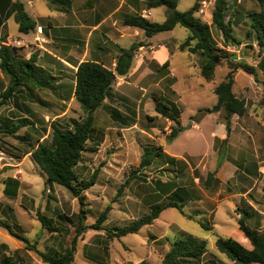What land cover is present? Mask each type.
I'll return each mask as SVG.
<instances>
[{"label":"rangeland","instance_id":"374dc122","mask_svg":"<svg viewBox=\"0 0 264 264\" xmlns=\"http://www.w3.org/2000/svg\"><path fill=\"white\" fill-rule=\"evenodd\" d=\"M196 1L199 8L202 1L211 2L203 14L195 13L201 22L211 25L215 0H178L177 9L185 12ZM224 1L225 21L232 19V33L241 44L226 45L213 25L210 32L216 47L228 54L229 61L256 68L255 75L240 69L234 73L232 92L244 101L245 115L231 117L229 134L222 113L200 117L196 122L190 120L199 109L216 104L213 91L229 68L227 61L222 60L212 81L201 78L204 59L179 49L189 35L188 30L177 26L154 37L157 46L165 45L171 54L169 66L164 69L156 67L157 61L151 63L145 54L155 42L143 34L132 38L130 44L143 43L145 47L134 52L129 73L116 79L107 99L95 112L93 131L74 170L79 179L88 180L99 169L95 185L84 192L83 207L69 191L48 183L31 158L30 153L39 143L51 146L53 124L68 131L86 118L74 98V70L50 63L44 51L56 49L49 42H36L43 47L37 50L42 56L36 63L46 69L40 78L47 80L51 75L55 80L48 88H24L23 94L18 92L0 105V220L6 221L16 235L26 238L30 246L0 227V261L10 256L14 257V264H44L40 253L61 254L70 247L80 226L81 209L82 225L90 226L107 206L111 210L103 229L87 230L79 236L74 264H160L174 240L186 235L206 242V254L200 264H234L218 252L217 238L233 239L251 248L241 238L238 219L240 211L250 206L259 216L248 220L247 225L259 231L264 229V50L260 51L251 29L252 17L260 13L261 5L259 0ZM141 4L147 8L146 1ZM25 7L30 13V8ZM38 10L40 14L47 12L44 6ZM151 11L152 23L165 21L164 8ZM14 25L13 38L18 37ZM123 44L130 47L127 41ZM94 51H88L85 57L84 51L77 49L74 57L83 62L92 59ZM114 57L109 56L107 68H112ZM200 80L203 82L199 84ZM7 83V77H0L1 92ZM2 98L0 95V101ZM159 102L174 105L180 112L181 125H191L190 130L171 143H166L165 137L174 123L156 113ZM24 120L28 125L21 127ZM148 146H161L174 161L156 160L136 174L140 179L133 178L123 187L138 169L143 149ZM221 153L224 156L219 164ZM18 173L21 177L17 196L4 195L5 180L14 179ZM212 173L209 184L207 178ZM179 198L184 201L182 213L169 208L136 234L120 239L106 236L105 230L129 225L149 214L154 206Z\"/></svg>","mask_w":264,"mask_h":264},{"label":"trees","instance_id":"16d2710c","mask_svg":"<svg viewBox=\"0 0 264 264\" xmlns=\"http://www.w3.org/2000/svg\"><path fill=\"white\" fill-rule=\"evenodd\" d=\"M145 1L147 2L148 9L163 7L165 11V21L161 24H157L140 16L125 19V26L142 30L147 38H152L159 33L170 32L177 26L188 30L189 35L185 42L179 46V49L181 52L187 49L188 53L192 55L199 54L204 59V63L200 70V76L207 82L212 81L218 63L222 60L227 61L229 72L213 91L217 99L216 104L212 108L199 109L190 120L196 122L200 120V117L202 118L203 116L214 113H222L225 122V130L227 134H229L231 129V117L234 115L243 117L246 113L244 101L236 98L232 92L234 73L240 69L246 74L255 75L256 68L245 63H233L229 61L228 54L219 50L213 41L210 32L211 25L218 29L226 45L236 47L241 44L232 33V19L229 18L228 22L225 21V1L215 0L211 25L203 23L195 17V13L200 6L198 1L185 12L178 11V0ZM259 1L261 10L258 15H253L251 29L256 35L257 45L260 51H263L264 0ZM12 14L18 25L19 33L29 34L35 29L36 24L24 11L22 3L17 1L12 4L10 15ZM141 47H145V45L143 43H138L132 44L128 49H121L112 70L96 61H83L74 66L76 68L74 71V98L80 108L85 112L86 118L80 123H74L73 128L68 131L53 124L51 127V146L49 147L43 143H39L30 153L35 164L47 177V182L61 186L69 191L77 200L80 207L85 205L84 192L95 185L99 174V169H96L88 180H83L79 179L74 171L81 160L82 153L85 151L86 144L93 131L94 114L103 105L116 79L125 77L129 73L134 59V52ZM18 50L19 48L10 45L0 46V72L8 78V83L4 91H0V95L3 96L0 105L8 99L14 98L18 92L23 94L24 91L22 90H24V88L30 89V86L34 87V89L48 88L55 80L50 77L51 75H49L47 80L40 78V74L44 73L46 69L36 65L37 54L32 53L29 59L26 60L18 56ZM168 66L169 63L166 62L158 68L164 69ZM155 111L160 116L174 123L169 134L165 137L166 143H171L182 132L191 128L190 124L187 127L181 125L180 112L174 105H166L159 102L155 106ZM111 112L113 116L119 118L115 110H111ZM22 124L21 127H26L28 121L24 120ZM223 156V153H221L219 156V164ZM161 158L174 161V158L164 153L161 146L145 147L140 158L138 169L132 173L123 187L133 178L140 179L136 174L150 167L156 160ZM213 174L214 173L208 175L207 180L209 184L213 180ZM18 186V180L7 178L5 180L3 194L9 197H16ZM121 191L122 190H120L118 194H120ZM262 191L264 192V184ZM183 203L184 201L179 198L178 200L169 201L164 205H156L151 209L149 214L140 217L129 225L113 230L104 229L106 236L109 239H120L129 234H136L142 228L152 225L166 209L175 208L182 213ZM110 210L111 207L107 206L105 210L100 213L97 221L93 225L83 226L82 222L84 217L81 214H84V211L81 209L78 215L80 226L70 247L66 248L61 254L56 252L40 253L42 262L44 264H74V255L79 236L87 230L101 231L103 229L102 224L107 220V215ZM255 216L258 217V213L252 207L247 206L240 211L238 219L239 233L241 238L250 244V249L233 239L217 238L215 242L218 252L224 254L234 264H264V229L259 231L249 227L246 223ZM0 227L5 229L9 235L24 242L25 246H30L29 241L24 237L16 235L6 221L0 220ZM201 227L206 231L210 230L204 225H201ZM2 247H5V245L3 244ZM205 254L206 242L194 236L186 235L183 238L174 240L168 252L163 256L160 264H200ZM0 264H14V257L6 256L0 261ZM139 264L148 263L141 262Z\"/></svg>","mask_w":264,"mask_h":264},{"label":"crops","instance_id":"0c3cea01","mask_svg":"<svg viewBox=\"0 0 264 264\" xmlns=\"http://www.w3.org/2000/svg\"><path fill=\"white\" fill-rule=\"evenodd\" d=\"M17 1L23 4L25 12V6L30 8L31 12L26 13L35 22L36 27L29 34H22L18 31V37L13 38L16 36V34H12V30L16 31L14 25L16 22L14 15H10V11L12 4ZM144 1L0 0V46L10 45L19 48L18 56L26 60L29 59L32 53L38 55L37 59H41L42 53L37 50L43 47L41 44L37 45L36 42H49L56 50H49L48 52L45 50L44 52L48 53L46 59L59 68H71L74 71L76 70L74 66L82 62H77L74 57L76 50L84 51L85 57L88 51L95 50L92 59L83 61H96L106 67V61L110 60L109 56H115L111 64L112 68H108L113 69L120 50L127 49L123 42L127 41L131 46L133 44H130L131 40H133L132 38L135 39L141 34L144 35L143 31L138 28L125 26V19L143 17L142 15L145 11L149 16L143 18L150 22L152 21L150 17L152 14L151 10L155 9L142 8L141 3ZM39 6L46 7L47 12L40 14ZM16 26L18 30V25L16 24ZM38 28H41V32L37 31ZM27 36H30L31 39L27 40ZM155 36L152 38L145 36L150 42H155L147 47L149 49L145 54L149 56L151 63L155 59L157 61L154 62L155 66L160 67L166 62L170 63L171 54H169V50L165 45L160 44L157 46ZM29 45L30 49L27 48ZM37 66L42 67L39 64ZM0 77H3L1 72ZM202 82L200 80L199 84ZM73 85L75 87V80H73Z\"/></svg>","mask_w":264,"mask_h":264},{"label":"built area","instance_id":"2783aa9c","mask_svg":"<svg viewBox=\"0 0 264 264\" xmlns=\"http://www.w3.org/2000/svg\"><path fill=\"white\" fill-rule=\"evenodd\" d=\"M210 4H211V2L202 1V2H201V7L198 9V11H197L196 13H198V15L203 14V13H204V9L207 8ZM142 16H143V17H148L149 14H148L147 12L144 11ZM37 31H38V32H41V28H38ZM0 170H1V164H0ZM20 177H21V175H20V173H18V174L14 177V179H16V180L19 181V180H20Z\"/></svg>","mask_w":264,"mask_h":264}]
</instances>
